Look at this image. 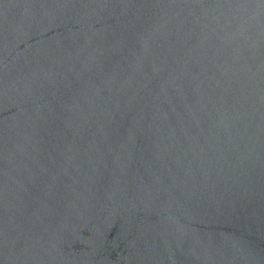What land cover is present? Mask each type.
<instances>
[{
    "label": "water",
    "instance_id": "obj_1",
    "mask_svg": "<svg viewBox=\"0 0 264 264\" xmlns=\"http://www.w3.org/2000/svg\"><path fill=\"white\" fill-rule=\"evenodd\" d=\"M0 264H264V0H0Z\"/></svg>",
    "mask_w": 264,
    "mask_h": 264
}]
</instances>
